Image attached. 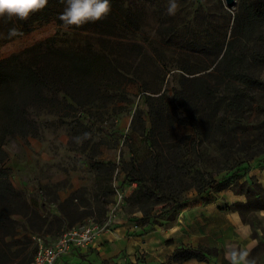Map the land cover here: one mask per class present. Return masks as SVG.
<instances>
[{
  "label": "rangeland",
  "instance_id": "obj_1",
  "mask_svg": "<svg viewBox=\"0 0 264 264\" xmlns=\"http://www.w3.org/2000/svg\"><path fill=\"white\" fill-rule=\"evenodd\" d=\"M234 1L233 8L228 9L223 0H177L178 9L174 15L167 12L169 0H157L155 5H137L134 15L138 20V30L130 31L122 27L119 37L122 44H135L143 50L135 48L134 53L128 56V64L125 62L127 56H122L126 48H120L119 55L123 60L120 66L124 71L111 74L107 95L92 98L95 101L89 105V116L94 123L91 125L89 121L82 120L84 125H91L90 130L71 117L62 119L32 110V117L38 123L36 135H16L5 139L7 156L3 165L8 168L9 180L25 192L32 207L53 222L40 232L20 229L21 234L29 238L25 253L37 248V236L46 242L78 224L93 222L103 227L111 211V221L106 229L112 227L118 217H128L142 228L154 227L163 221L153 223L151 218L140 219L139 205L132 204L130 199L136 184L131 186L132 183L126 182V170L130 169L132 155L142 161L150 153L145 141V131L152 120L148 112L164 106L167 108L165 114H168L172 105L178 103L173 98V90L179 88L180 75H186L181 68L201 70L200 73L213 68L211 61L221 45L225 46L230 39L234 19L244 3L248 2ZM31 27L28 33L9 42L0 39V59L50 38L64 45L81 46L86 40L98 48L104 45L98 35L65 30L55 21ZM208 65L209 68L204 71ZM260 66L264 81V62ZM145 94L151 96L147 104L143 100ZM216 95L220 97L218 92ZM247 101H251L252 107ZM137 112L140 119L132 121ZM227 114L226 132L229 134L232 132L229 122L233 115ZM235 116L242 126L249 122L246 126H250V133L248 138L244 136L245 140L255 138L250 147L240 148L238 154L246 155L258 142L262 152L243 162L242 167L216 173L214 178L227 187L216 190L213 185L203 195L219 199L222 209L235 211L249 225L250 238L254 242V246L248 249L249 258L255 259L256 264H264V87L249 91L242 111ZM83 133L90 135L77 143L74 138L81 137ZM174 134L177 141L181 140L179 145L184 146L189 145L191 140L186 137L193 138L195 132L190 125L180 124L175 126ZM174 147L164 148L163 153L171 156ZM200 148L202 151L208 149L216 156V143L211 146L204 143ZM89 155L101 163H89ZM204 159L202 164L208 171L215 172L221 166L218 156ZM110 189L113 194L108 195ZM119 193L128 195L119 199ZM183 196L192 199L198 194L194 188H189ZM154 199L152 197L151 201ZM163 202L154 205L152 212L161 210ZM61 213L67 221L65 226L54 221L55 216Z\"/></svg>",
  "mask_w": 264,
  "mask_h": 264
},
{
  "label": "trees",
  "instance_id": "obj_2",
  "mask_svg": "<svg viewBox=\"0 0 264 264\" xmlns=\"http://www.w3.org/2000/svg\"><path fill=\"white\" fill-rule=\"evenodd\" d=\"M156 3L157 0H110L111 11L105 19L71 28L79 33L100 36L104 43L100 48L90 40L84 41L81 46H72L59 44L55 38H50L0 59V264H29L36 248L24 252L29 238L21 234L20 229L35 233L53 223L32 207L25 192L9 180L8 168L3 165L7 156L5 139L16 135H36L38 123L32 117V110L62 119L71 117L90 130L94 120L89 116V105L98 96L107 95L111 74L124 71L120 66L123 61L119 55L120 48H126L125 52L129 53L123 50L122 55L127 56L125 62L128 64V56L134 53L135 48L143 50L135 44H122L119 32L122 27L130 31L138 30V20L134 15L137 5ZM63 8L61 0H49L43 11L27 21L0 22V33L6 36L8 29L15 26L24 35L34 24L51 21L61 25L58 15ZM263 20L264 0L244 3L234 19L230 39L225 46L221 45L210 63L214 64L213 68L203 73H200L201 70L181 68L186 75H180L179 88L173 90V98L178 103L172 105L168 114H165L167 108L164 106L148 112L152 120L145 131V141L150 153L142 161L132 155L130 169L126 170L125 175L127 183L136 184L131 190L130 199L132 204L139 205L142 221L150 218L153 223L172 220L189 202L190 198L183 196L189 188H194L203 203L212 200L203 195L207 188L213 185L216 190L227 187L214 178L216 173L242 167L243 162L262 152L258 142L246 155L238 154L240 148L250 147L255 138L245 140L244 136L248 138L250 133V126H246L249 122L242 126L235 115L242 111L249 91L264 87L260 66L264 62ZM12 39L2 40L9 42ZM217 92L220 97H217ZM122 93H125L124 89ZM143 100L147 104L151 96L145 94ZM247 104L252 107L251 101H247ZM227 113L233 115L229 122L232 132L229 134L226 132ZM135 119H140L139 112L133 115L132 121ZM82 120L89 121L91 125H84ZM180 124L190 125L194 129V137H186L191 139L189 145H179L181 140L177 141L175 137V126ZM204 143L210 146L216 143V156L220 158L221 166L215 172L208 171L202 164L204 157H216L208 149L201 150ZM172 147L175 150L171 156L163 153L164 148ZM87 160L96 165L101 163L93 155H89ZM107 194H113V190L110 189ZM152 197L155 198L153 201ZM162 200L161 210L152 212L154 205ZM63 215H56L54 221L65 226L67 221ZM210 250L181 246L168 257L166 263L161 264L191 258L207 260L210 252L215 253V250Z\"/></svg>",
  "mask_w": 264,
  "mask_h": 264
},
{
  "label": "crops",
  "instance_id": "obj_3",
  "mask_svg": "<svg viewBox=\"0 0 264 264\" xmlns=\"http://www.w3.org/2000/svg\"><path fill=\"white\" fill-rule=\"evenodd\" d=\"M130 193V191H129ZM128 195V194H126ZM29 200V198H27ZM250 227L233 210L222 209L219 199L202 202L197 196L175 215L154 227H140L128 217H118L99 233L92 247L73 251L63 264H161L177 248L215 250L207 260L194 258L168 264H228V246L248 250L254 246Z\"/></svg>",
  "mask_w": 264,
  "mask_h": 264
},
{
  "label": "clouds",
  "instance_id": "obj_4",
  "mask_svg": "<svg viewBox=\"0 0 264 264\" xmlns=\"http://www.w3.org/2000/svg\"><path fill=\"white\" fill-rule=\"evenodd\" d=\"M61 2L64 8L58 15V20L65 30L102 21L111 11L110 0H61ZM48 3L49 0H0V22L9 24L16 21H27L34 14L43 11ZM177 9V0H169L168 14L174 15ZM20 35L22 32L13 26L8 29L6 36L0 33V39H12ZM89 135V133H83L81 137L74 139L80 143ZM225 257L228 264H256L255 259L249 258L248 250H237L231 245L228 246Z\"/></svg>",
  "mask_w": 264,
  "mask_h": 264
},
{
  "label": "built area",
  "instance_id": "obj_5",
  "mask_svg": "<svg viewBox=\"0 0 264 264\" xmlns=\"http://www.w3.org/2000/svg\"><path fill=\"white\" fill-rule=\"evenodd\" d=\"M133 185L135 183H132L131 186ZM117 196L119 199H122L123 196L127 197L124 193H119ZM111 212L107 215L108 221L103 227L89 222L68 228L57 237L46 242L39 236L35 237L37 248L29 264H63L61 259L71 255L73 251H81L92 247L99 233L106 229L105 226L111 221Z\"/></svg>",
  "mask_w": 264,
  "mask_h": 264
},
{
  "label": "water",
  "instance_id": "obj_6",
  "mask_svg": "<svg viewBox=\"0 0 264 264\" xmlns=\"http://www.w3.org/2000/svg\"><path fill=\"white\" fill-rule=\"evenodd\" d=\"M223 1H224L225 6H226L228 9H232V8H233L234 3H235L234 0H223Z\"/></svg>",
  "mask_w": 264,
  "mask_h": 264
}]
</instances>
